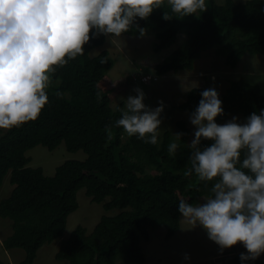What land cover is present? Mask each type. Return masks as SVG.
<instances>
[{"label": "trees", "instance_id": "trees-1", "mask_svg": "<svg viewBox=\"0 0 264 264\" xmlns=\"http://www.w3.org/2000/svg\"><path fill=\"white\" fill-rule=\"evenodd\" d=\"M205 3L207 11L197 15L164 20L163 13H170L165 3L147 20L138 19L144 32L154 33L156 53L171 46L178 34L186 36L164 62H146L145 68L154 69L158 76L190 71L204 52L214 50L224 65L234 70L243 56L264 55V0ZM122 35L141 36L136 28ZM104 42L105 35L90 39L83 55L56 69L46 90L48 103L35 121L0 130V187L6 176L12 186L10 195L0 201V218L9 219L12 230L2 247L23 250L18 264H33L42 246L63 235L68 216L78 209L77 193L81 189L92 203L102 204L105 211L118 209L119 213L102 217L91 233L77 226L62 240L55 258L68 264H144L142 246L151 242L155 231H162L166 241L179 230V200L195 205L211 196L214 181L206 184L195 174L184 175L191 154L190 131L184 121L176 123L178 132L185 135L175 156L168 153L174 139L169 132L159 137L157 145H151L136 136L125 139L124 130L115 126L125 104L112 108L111 103L130 80L135 82L137 78L133 75L130 80L129 76L111 80L107 76L114 65L108 52L89 56ZM202 91L191 89L176 109L193 112ZM220 100L224 115L216 122L225 121L229 115L246 119L264 110L259 86L240 79L229 83ZM106 129L112 132L110 141ZM62 143L70 153L82 151L85 160L65 161L52 177H46L40 168L28 167L27 151L41 146L52 152ZM209 144L202 141L201 146ZM232 263L242 264L238 258ZM243 264L264 262L256 259Z\"/></svg>", "mask_w": 264, "mask_h": 264}, {"label": "clouds", "instance_id": "clouds-1", "mask_svg": "<svg viewBox=\"0 0 264 264\" xmlns=\"http://www.w3.org/2000/svg\"><path fill=\"white\" fill-rule=\"evenodd\" d=\"M165 3L171 14L164 12V20L207 11L205 0H0V129L35 121L48 103L52 74L83 55L90 39L121 37L133 28L143 35L138 19L147 20ZM133 91L136 95L126 98L115 126L157 145L164 104L153 109L143 103L140 88ZM200 95L189 114L194 132L184 175L214 183L211 196L195 205L180 199L178 211L191 226L188 230L200 226L221 251L239 243L246 249L240 254L242 264L254 261L264 254V110L243 123L234 116L218 124L216 118L224 115L218 92L208 88ZM106 131L110 141L112 132ZM183 135L173 133L169 155H176ZM202 141L210 144L202 147Z\"/></svg>", "mask_w": 264, "mask_h": 264}, {"label": "rangeland", "instance_id": "rangeland-1", "mask_svg": "<svg viewBox=\"0 0 264 264\" xmlns=\"http://www.w3.org/2000/svg\"><path fill=\"white\" fill-rule=\"evenodd\" d=\"M214 1L218 5L225 2V0ZM232 1L242 3L245 0ZM185 40V34H178L171 46L156 53L153 51V46L157 40L151 31H145L141 36H105L104 44L92 49L89 56L95 57L104 50L108 52L114 62L113 67L107 72V76L111 80H118L124 76H129L130 80V76L133 75L137 78L135 82L130 80L129 85L118 93L111 103L112 108L121 102L125 104L128 96L136 95L133 89L140 88L145 93L143 103L146 106L154 109L159 106L158 102L162 101L164 104L161 113L160 137L165 132H169L173 138V133H178L176 123L184 121L190 131L188 138V143H190L193 139L194 127L189 122V113L176 109L185 101L186 94L194 88L203 90L214 88L220 99L229 87V83L240 79L259 86L261 95L264 96V55H245L234 70L227 68L223 58L217 56L214 50L204 52L190 71L158 76L154 73V69L143 66V63L146 62L150 64L164 62ZM144 74L156 78V80L153 81L151 78L142 84L139 77ZM234 116L238 118V122L243 123L246 120L240 115H229L225 121L217 123L224 124ZM0 130L4 131V129ZM123 136L125 139L129 137L125 132ZM25 155L29 159L28 167L40 168L46 177H52L55 169L65 161H83L86 158L82 151L68 152L63 143L52 152L38 146L27 151ZM11 189L9 176H6L0 187V201L10 195ZM205 198L207 197L201 198L200 203ZM77 203L78 209L68 216L63 235L50 244L42 246L37 251L33 264H68L67 261L55 258L60 242L66 240L77 226H81L86 229L87 233H91L102 217H110L119 213L118 209L105 211L102 204L92 203L85 195L84 189L78 191ZM190 227L180 217L179 230L171 239L164 241L162 231L152 232L151 242L142 246L146 261L144 264H233L234 258L240 259V254L246 253V249L239 243L221 251L219 246L208 238L203 228L197 226L188 230ZM11 231L10 220L0 218V261L5 264H18L23 259V250H5L2 247V242L11 234ZM185 254L189 256V259H184ZM214 255L221 256L215 258ZM257 260L264 262V254H261Z\"/></svg>", "mask_w": 264, "mask_h": 264}, {"label": "built area", "instance_id": "built-area-1", "mask_svg": "<svg viewBox=\"0 0 264 264\" xmlns=\"http://www.w3.org/2000/svg\"><path fill=\"white\" fill-rule=\"evenodd\" d=\"M151 78L152 77H150L149 75L144 74V75H142V76L139 77V80H140L141 83H145L148 80H150ZM133 79H135V78H133ZM152 80L155 81L156 78H152Z\"/></svg>", "mask_w": 264, "mask_h": 264}, {"label": "crops", "instance_id": "crops-1", "mask_svg": "<svg viewBox=\"0 0 264 264\" xmlns=\"http://www.w3.org/2000/svg\"><path fill=\"white\" fill-rule=\"evenodd\" d=\"M214 256H215V258H216V257H219V256H221V255H214Z\"/></svg>", "mask_w": 264, "mask_h": 264}]
</instances>
